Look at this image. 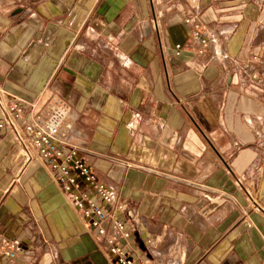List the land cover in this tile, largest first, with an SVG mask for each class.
Instances as JSON below:
<instances>
[{
	"label": "crops",
	"instance_id": "obj_1",
	"mask_svg": "<svg viewBox=\"0 0 264 264\" xmlns=\"http://www.w3.org/2000/svg\"><path fill=\"white\" fill-rule=\"evenodd\" d=\"M0 98L63 101L116 193L101 237L0 130V264H120L114 220L136 264H264V0H0Z\"/></svg>",
	"mask_w": 264,
	"mask_h": 264
},
{
	"label": "built area",
	"instance_id": "obj_2",
	"mask_svg": "<svg viewBox=\"0 0 264 264\" xmlns=\"http://www.w3.org/2000/svg\"><path fill=\"white\" fill-rule=\"evenodd\" d=\"M186 23L190 24V20ZM24 110L23 106L8 105L0 98V130L11 129L22 147L24 164H30L36 156L40 158L55 173L62 193L76 206L87 226L96 229L99 236H106L110 221L105 206L116 199V193L98 182L81 150L70 143L75 130L74 111L61 100L38 110L31 106V122L20 126ZM112 232L108 242L118 263L136 264L119 243V239L130 238L125 223L114 220ZM25 252V247L16 240H7L3 245V254L10 259Z\"/></svg>",
	"mask_w": 264,
	"mask_h": 264
}]
</instances>
